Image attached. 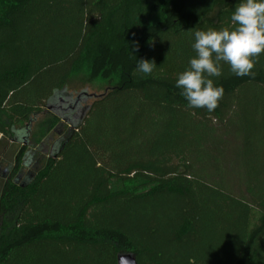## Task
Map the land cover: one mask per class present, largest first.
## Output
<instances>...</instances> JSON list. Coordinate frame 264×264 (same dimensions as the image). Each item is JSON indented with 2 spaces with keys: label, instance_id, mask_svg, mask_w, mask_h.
I'll use <instances>...</instances> for the list:
<instances>
[{
  "label": "trees",
  "instance_id": "obj_1",
  "mask_svg": "<svg viewBox=\"0 0 264 264\" xmlns=\"http://www.w3.org/2000/svg\"><path fill=\"white\" fill-rule=\"evenodd\" d=\"M239 2L0 0V143L43 113L46 140L65 136L42 174L20 182L22 146L0 196V264H118L125 253L138 264H264V155L257 169L247 160L241 195L194 170L218 161L213 121L246 148L264 144L253 130L264 131V54L254 79L226 63L210 77L225 90L212 112L175 87L196 56L194 31L232 27ZM140 59L155 61L152 74ZM75 78L104 92L63 127L46 102ZM249 96L262 103L241 132Z\"/></svg>",
  "mask_w": 264,
  "mask_h": 264
},
{
  "label": "clouds",
  "instance_id": "obj_2",
  "mask_svg": "<svg viewBox=\"0 0 264 264\" xmlns=\"http://www.w3.org/2000/svg\"><path fill=\"white\" fill-rule=\"evenodd\" d=\"M231 24L232 27L194 31L192 47L196 56L175 83L189 108L212 112L218 107L225 90L214 86L210 77H220L225 63L237 77H256L253 69L264 54V0H240L231 15ZM155 68L154 60L136 62L137 71L145 75L152 74Z\"/></svg>",
  "mask_w": 264,
  "mask_h": 264
},
{
  "label": "rangeland",
  "instance_id": "obj_3",
  "mask_svg": "<svg viewBox=\"0 0 264 264\" xmlns=\"http://www.w3.org/2000/svg\"><path fill=\"white\" fill-rule=\"evenodd\" d=\"M99 86L100 84H97L95 86H85V84H82L78 78H75L73 79V83L71 84L70 88H68V92L72 94L74 98H76L79 93L84 90L91 94L99 95L104 92L100 89ZM95 98L96 97L89 98L87 103L83 104V106H90L94 102ZM248 98H251V100H247L242 104V108L241 110H239L236 120V124L239 125L238 127L240 128L241 132H245V130H252L249 126V121H253L255 111L258 110V104L262 103L261 100L258 99V97H256L255 99L254 97L252 98L251 96H249ZM259 107L261 110L262 106L259 105ZM46 112L49 111H47L46 109ZM43 114H39L38 116L35 115L32 117L35 119H33V121L31 122L29 144L23 152L22 160L19 166L20 170L17 171V174H20L21 177L20 182L28 179V177H31V175L35 177L40 176L50 160V153L55 148L54 144L56 142H59L60 144L62 139L65 137L64 135H53L54 137L50 141L46 140L44 131L41 129V125L45 120V116ZM244 116H249V120L244 119ZM35 122L37 123L33 125ZM62 123L64 127V124H66L65 121L62 120ZM211 125L216 132L215 135L217 139L214 142L218 141V144H211L210 149H212V154L214 156H217L215 157V159H218V161H215L214 163L206 162L205 164L199 163L195 166L194 170L195 172L204 175V178L212 181H219V179L221 180L222 178L223 182L226 185V188L229 191L237 195H241L245 190L244 175L248 170L246 162L249 159L251 162H253L256 169L259 168V162H261L260 158H262L264 155V144L260 141L259 138L256 137L254 139L255 141H253L254 147L251 150L249 146H247L246 148L244 143L240 141V136L235 130H227L225 125L220 124L216 121H213ZM23 126H26V124H24ZM33 126L34 129H32ZM257 129H253L254 132H264L262 131V127H257ZM1 134L2 133L0 132V140L3 138V135ZM195 137L197 136L195 135ZM258 137L261 136L259 135ZM22 146L24 145L21 142H17L15 140H4L0 143V196L2 187L7 181L6 175L10 174L12 168L16 166L18 162L17 156L22 149Z\"/></svg>",
  "mask_w": 264,
  "mask_h": 264
},
{
  "label": "water",
  "instance_id": "obj_4",
  "mask_svg": "<svg viewBox=\"0 0 264 264\" xmlns=\"http://www.w3.org/2000/svg\"><path fill=\"white\" fill-rule=\"evenodd\" d=\"M97 94H91L86 90L79 93V95L74 98L72 94L68 92L67 89L57 90L53 95L47 100L46 109L47 111L53 113L55 116L64 120L67 123H71L73 127H76L80 121L83 119L89 105L83 106L87 103L89 98L98 97ZM31 122L26 126L25 129L17 131V134L13 140L21 142L24 146L29 144V135L31 129ZM59 142H56L54 149L51 151V156L58 153L57 147ZM25 179L24 181H26ZM118 264H138L135 256L131 253L120 254L118 257Z\"/></svg>",
  "mask_w": 264,
  "mask_h": 264
},
{
  "label": "flooded vegetation",
  "instance_id": "obj_5",
  "mask_svg": "<svg viewBox=\"0 0 264 264\" xmlns=\"http://www.w3.org/2000/svg\"><path fill=\"white\" fill-rule=\"evenodd\" d=\"M55 146V145H54ZM54 148V147H53ZM15 173V172H14ZM12 175H13V168H12V170L10 171V174H8V175H6L7 176V178H10V177H12ZM21 178V177H20Z\"/></svg>",
  "mask_w": 264,
  "mask_h": 264
},
{
  "label": "built area",
  "instance_id": "obj_6",
  "mask_svg": "<svg viewBox=\"0 0 264 264\" xmlns=\"http://www.w3.org/2000/svg\"><path fill=\"white\" fill-rule=\"evenodd\" d=\"M2 135V134H1Z\"/></svg>",
  "mask_w": 264,
  "mask_h": 264
}]
</instances>
